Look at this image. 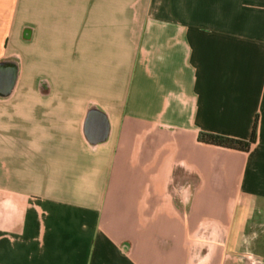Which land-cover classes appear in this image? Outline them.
<instances>
[{
	"label": "crops",
	"instance_id": "crops-1",
	"mask_svg": "<svg viewBox=\"0 0 264 264\" xmlns=\"http://www.w3.org/2000/svg\"><path fill=\"white\" fill-rule=\"evenodd\" d=\"M1 62L0 264L255 263L231 233L264 206V0H0ZM255 119L247 152L198 140Z\"/></svg>",
	"mask_w": 264,
	"mask_h": 264
},
{
	"label": "rangeland",
	"instance_id": "rangeland-1",
	"mask_svg": "<svg viewBox=\"0 0 264 264\" xmlns=\"http://www.w3.org/2000/svg\"><path fill=\"white\" fill-rule=\"evenodd\" d=\"M260 202L245 191L240 194L231 233V239L237 234L245 239L246 243L238 251L245 256L244 259H250L252 254L256 260L254 264H264V206Z\"/></svg>",
	"mask_w": 264,
	"mask_h": 264
},
{
	"label": "water",
	"instance_id": "water-1",
	"mask_svg": "<svg viewBox=\"0 0 264 264\" xmlns=\"http://www.w3.org/2000/svg\"><path fill=\"white\" fill-rule=\"evenodd\" d=\"M17 77V65L12 62L0 63V97L6 98L13 91ZM83 132L91 145L105 142L108 137V124L105 116L96 110L87 114Z\"/></svg>",
	"mask_w": 264,
	"mask_h": 264
},
{
	"label": "trees",
	"instance_id": "trees-1",
	"mask_svg": "<svg viewBox=\"0 0 264 264\" xmlns=\"http://www.w3.org/2000/svg\"><path fill=\"white\" fill-rule=\"evenodd\" d=\"M199 142L214 145L226 149L247 152L252 144L256 141V119L254 121L252 131L248 140H237L221 135L201 133L198 136Z\"/></svg>",
	"mask_w": 264,
	"mask_h": 264
}]
</instances>
